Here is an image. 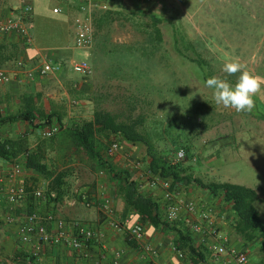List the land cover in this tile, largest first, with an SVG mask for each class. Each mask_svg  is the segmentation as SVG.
Here are the masks:
<instances>
[{"label": "crops", "instance_id": "obj_1", "mask_svg": "<svg viewBox=\"0 0 264 264\" xmlns=\"http://www.w3.org/2000/svg\"><path fill=\"white\" fill-rule=\"evenodd\" d=\"M57 1L61 3L58 8L62 10V13L54 14L63 16L65 20L62 21L63 24H57L49 35L61 39L58 46L42 48L34 41L32 45L27 44L16 34L0 33V68L15 76L11 83L0 85V117L5 118L29 112L35 117L34 123L20 121L1 126L0 140H10L22 146L20 159H23V152L26 149L41 154L42 164L47 166L48 171L55 175L59 173L68 175L70 189L58 201L49 202L28 198L12 205L7 199L12 186L26 187L29 192L35 189L46 191L50 186V181L36 171L25 168L20 175L12 179L14 164L0 158V264H189L188 258L182 257L176 250L173 236L161 227L156 228L144 222L135 207L125 199L126 188L123 183L128 177L129 180L138 184L141 192L158 204L159 212L166 215L168 202L165 190L162 187L152 189L148 184L149 159L143 144L134 145L120 141L121 151L109 159L105 156L114 174H118L117 178H113L109 174L108 176L100 174L97 165L75 148L69 139L62 136V129L52 139L43 137V131L50 125L56 124L62 128L71 127L78 123L92 121L94 116L93 105L87 101L91 96V91L83 83L84 77L71 70V64L76 62L75 51L79 50L74 46V23L79 16V5L85 0ZM91 1L99 6H106L108 9L122 10L127 13L142 11L157 16H162V13L168 11L164 7L171 8L175 4L173 0L172 4H169L171 0ZM184 1L186 4L189 3L188 0ZM12 2L14 1L2 0L3 10L1 12L4 16L10 14L12 8H16L14 5L17 4ZM220 2L224 4L221 6L222 10L219 9L220 13L232 14L234 28L242 15L256 16L253 28L250 29V32L254 31V35L249 34L250 40L256 39L257 31H262L260 35L263 34L264 0H231L230 8L225 6L228 0H220ZM22 3L23 6L30 4L35 8L34 0H22ZM258 16H262L260 23ZM34 22L35 19L31 23L32 26ZM249 22H251V17ZM262 43H264V37ZM82 51L87 52L86 57L90 52L89 50ZM45 61L60 64L63 67L62 71L48 77H41L36 72L30 78L29 72L36 71ZM21 63L24 64L23 68L20 67ZM253 73L264 77V69ZM255 101L256 106L252 112H242L241 119L238 122L234 121L232 159L235 165L239 162L240 166H244L243 171H253V173L250 172L249 178L241 179L238 185L254 189L258 193L259 201L256 202L255 207L261 214L260 207L264 206V93L258 94ZM47 120H50V123L45 125ZM240 166L238 175L243 173ZM84 194H89L98 202L105 199L111 200L118 221L129 218L132 224H143L146 230L144 243L155 248V258L145 260L144 252L139 244L131 242L125 233L108 226L98 207L87 208L81 200ZM181 195L187 201L194 202L199 209L213 210L218 228L229 241L228 246L246 252L250 264H264V252L261 250L260 239L248 242L235 232L237 218L232 206L225 202L223 196L215 197L198 186L183 187ZM32 213L38 214L42 219L40 222L50 231L56 228L55 223L46 220L49 215H52L54 220L87 224L103 238L92 241L86 254L72 250L64 242L52 243L45 246L36 259L33 255V249L36 246L35 239L29 244L21 241L22 224ZM185 214L184 210L177 224L183 223ZM118 253L120 257H117ZM252 254L258 255L259 261L252 262ZM31 258L36 260L35 263H32ZM209 260L213 264H237L229 254L219 259L210 254Z\"/></svg>", "mask_w": 264, "mask_h": 264}, {"label": "rangeland", "instance_id": "obj_2", "mask_svg": "<svg viewBox=\"0 0 264 264\" xmlns=\"http://www.w3.org/2000/svg\"><path fill=\"white\" fill-rule=\"evenodd\" d=\"M13 1L17 4L14 7L23 6L22 0ZM34 1L35 22L29 26L34 42L42 48L58 46L61 39L49 35V32L65 20L63 16L54 14V9L60 7L61 3L57 0ZM188 1L186 4L184 0H173L175 4L171 8L163 6L168 10L161 16L166 20L162 29L168 58L162 62V67L153 69L143 79L130 74L107 81L103 71H94L89 78L82 80L91 91V97L100 96L103 108L114 114H127L129 101L135 97L137 112L134 116L147 114V122L158 131L168 127L171 119L174 120L173 134L181 136L180 144L174 150L177 152L188 147L190 156H193L183 162L188 174L206 183L238 184L241 179L249 178L250 172L253 173L250 169L243 171L244 166H240L239 162L235 165L232 159L233 124L241 119L242 112L237 113L215 103L213 90L205 86V73L190 58L201 56L210 63L209 70L213 76L226 77L230 83L237 81L239 73L227 76L222 72L224 63L239 60L251 72L264 69V32L260 35L262 31H255L256 39L250 40L249 34L254 35L250 29L253 28L256 16L242 15L234 28L232 14L220 13L219 9L222 10L221 6L224 5L220 0ZM230 2L228 0L225 6H232ZM169 4H172V0ZM178 32L186 43L193 46L189 51L182 48L187 58L175 48ZM143 40L144 37L129 25L114 26L115 43L137 44ZM75 53L76 62L83 59L92 61L90 52L87 57L86 51L78 50ZM161 58L159 54L158 60ZM92 105L95 111V104ZM167 138L170 143V137ZM157 145L162 148L166 143L160 141ZM239 166L243 171L240 175ZM260 212L264 220L262 205ZM255 260L259 261V257L252 254V262L256 263Z\"/></svg>", "mask_w": 264, "mask_h": 264}, {"label": "trees", "instance_id": "obj_3", "mask_svg": "<svg viewBox=\"0 0 264 264\" xmlns=\"http://www.w3.org/2000/svg\"><path fill=\"white\" fill-rule=\"evenodd\" d=\"M2 16L4 15L0 12V17ZM33 17L34 8L33 14L27 17L29 26L34 21ZM165 22L166 20L161 16L150 15L142 11L127 13L122 10L96 8L93 11L94 45L89 50L90 59L92 58L89 63L92 65L93 72L103 71L107 75V81L130 74L138 77V79H143L153 69L162 67V62L168 58L162 29ZM116 24L129 25L134 31L140 33L144 40L137 44L115 43L113 32ZM192 47L190 43L185 42L182 34L178 32L175 40V48L178 53L187 58L188 56L182 48L189 51L193 49ZM159 54L162 56L161 60H158ZM190 61L205 73V80L213 76V72L209 70L211 68L210 63L201 56L190 58ZM231 83L234 85L236 81L233 80ZM87 101L95 104L92 121L83 124L78 123L71 127H60L62 136L69 139L75 148L96 164L100 174H107V176L109 174L113 178L118 177V174H114L113 168L107 160V158H112L107 154L112 143L125 141L134 145L143 144L149 159V181L155 177L168 180L172 183L171 191L175 193L181 192L185 186H198L209 191L215 197L223 196L225 202L232 206L236 215L235 232L248 242L260 239L261 250L264 252V220L255 207L256 202L259 201L258 193L254 189L238 184L206 183L202 179L188 174L183 165L184 161L176 165L172 164L176 155L174 147L180 144L181 138V136L173 134L174 120L171 119L168 127L158 131L157 128L152 127L153 124L150 123L151 126L147 122V114L140 113L138 116H134L137 112V98L135 97L129 101V112L123 115L105 110L100 96H90ZM20 121L34 123L35 117L31 112L5 118L0 117V127ZM49 123L50 120H47L45 125ZM167 137H170V143ZM160 141L166 143L162 148L157 145ZM21 148L22 146L13 141L0 140V158L9 160L13 164L22 163L25 169L36 171L49 180L50 186L45 191V200L51 202L63 198L70 189L68 175L66 173L55 175V173L48 171L47 166L42 164V155L29 149L23 152V159H20ZM185 150L186 160L193 157L190 156L188 147ZM124 181L126 201L135 207L144 222L150 223L156 228L161 227L165 232L170 233L173 236L176 250L188 258L189 264H213L209 260L210 251L208 248L197 244L198 237L193 235L184 221L179 224H177L178 222L169 224L164 214L159 212L158 204L141 192L136 182L129 180L128 177ZM85 195L89 196V194L82 195V201ZM30 198L36 200L32 195L29 196ZM31 261L35 263L36 260L31 258Z\"/></svg>", "mask_w": 264, "mask_h": 264}, {"label": "built area", "instance_id": "obj_4", "mask_svg": "<svg viewBox=\"0 0 264 264\" xmlns=\"http://www.w3.org/2000/svg\"><path fill=\"white\" fill-rule=\"evenodd\" d=\"M151 2L152 0H146ZM107 10L106 6H99L91 0H85L79 8V16L74 23L75 33V47L79 50H91L94 45V26H93V11L96 9ZM3 10V3L0 0V12ZM55 14L62 13V10L57 8L54 10ZM33 14L32 5H24L20 8H12L11 13L0 17V33L2 34H16L23 38L29 44H33V36L30 27L27 23V17ZM23 68L24 64H20ZM63 67L60 64H54L50 61H45L40 65L36 71L29 72V77L32 78L34 73L41 77H48L59 74ZM71 70L84 78H89L93 74L92 65L87 60L80 62H73ZM15 79V76L0 68V85L9 84ZM59 125H50L49 128L43 131V137L51 139L60 132ZM121 145L118 142L111 144L107 154L109 157L116 156L121 151ZM187 154L184 150H177L172 164L176 165L185 161ZM24 166L22 163H14L12 172V179H15L23 172ZM102 174V173H101ZM149 186L152 189L162 187L165 190V197L168 202L165 219L169 224H176L180 221L183 211H186L184 222L186 226L197 236V244L204 245L210 251L212 257L219 259L224 255H231L237 264H250L249 256L246 252L237 250L229 245V241L222 234L217 226L215 215L212 209H199L198 206L191 201H187L181 195V192L175 193L171 191L172 183L168 180H162L158 177L149 181ZM34 196L37 200H45V191L42 189H35L31 192L23 186H12L8 193V202L12 205L21 203ZM83 203L87 208L98 207L105 223L118 232L125 233L131 242L139 244L144 252L143 258L153 260L156 256V250L151 245H145L146 230L143 224H132L129 218L124 221L116 219V211L111 200L105 199L98 202L94 197L83 196ZM42 219L38 214L34 213L27 216L25 222L21 227V241L24 244L31 243L34 239L36 246L33 249L34 258H38L45 246L52 243L64 242L72 250L82 253H87V250L94 240H101L103 236L97 235L95 230L81 222H66L63 220H54L52 215L47 217V221L55 223L56 228L50 231L48 227L42 224ZM182 257L184 255L180 253ZM120 257V254H117ZM154 264V263H151Z\"/></svg>", "mask_w": 264, "mask_h": 264}, {"label": "clouds", "instance_id": "obj_5", "mask_svg": "<svg viewBox=\"0 0 264 264\" xmlns=\"http://www.w3.org/2000/svg\"><path fill=\"white\" fill-rule=\"evenodd\" d=\"M222 72L227 76L239 73V76L234 85L226 77L212 76L206 80L205 86L213 90L215 103L237 113L252 112L256 106L255 97L264 93V77L248 70L239 60L225 62Z\"/></svg>", "mask_w": 264, "mask_h": 264}]
</instances>
